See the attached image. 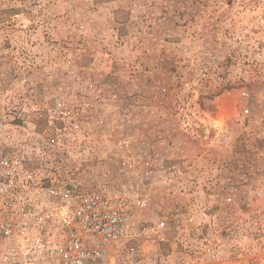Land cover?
Masks as SVG:
<instances>
[{
	"label": "rangeland",
	"instance_id": "1",
	"mask_svg": "<svg viewBox=\"0 0 264 264\" xmlns=\"http://www.w3.org/2000/svg\"><path fill=\"white\" fill-rule=\"evenodd\" d=\"M58 105L91 122L86 183L123 155L212 180L218 229L146 262L264 264V0H0V112L41 131Z\"/></svg>",
	"mask_w": 264,
	"mask_h": 264
},
{
	"label": "built area",
	"instance_id": "2",
	"mask_svg": "<svg viewBox=\"0 0 264 264\" xmlns=\"http://www.w3.org/2000/svg\"><path fill=\"white\" fill-rule=\"evenodd\" d=\"M11 114L0 112V264H155L143 243L169 232L195 243L203 228L218 229L216 189L191 168L123 155L120 179L99 170L84 182L98 149L84 108L46 110L41 131L13 124ZM158 264L184 263L172 253Z\"/></svg>",
	"mask_w": 264,
	"mask_h": 264
}]
</instances>
